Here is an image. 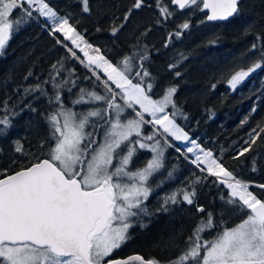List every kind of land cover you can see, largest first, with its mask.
I'll use <instances>...</instances> for the list:
<instances>
[{
  "label": "snow or ice",
  "instance_id": "snow-or-ice-1",
  "mask_svg": "<svg viewBox=\"0 0 264 264\" xmlns=\"http://www.w3.org/2000/svg\"><path fill=\"white\" fill-rule=\"evenodd\" d=\"M171 2L179 9L199 6L197 0ZM200 2L210 12L207 15L209 21L227 20L238 12L239 0ZM144 5L145 0H133L121 23L111 28L112 35L122 31L132 13ZM81 7L83 12H90L89 0H81ZM15 10H20L18 19L11 18ZM159 10L165 18L170 15L163 5ZM34 12L46 18L45 26L54 42L66 48L73 59L88 68L103 84L104 94L81 88L73 105L100 102L101 106L84 112L65 108L59 89L68 86L66 90L71 93L75 81L57 80L63 70L62 62H58L59 68L56 64L51 66L55 76L50 74L43 84H51L54 95L48 102L58 107L46 118L50 135L45 158L38 156L35 162L12 174H8L7 169L0 171V264H161L155 258L146 260L138 254L124 259L110 258L131 238L129 230L135 224L144 227L143 218L153 215L146 205L154 191L150 181L165 167V149L158 136L164 138L168 147L174 146L168 138L190 144L186 151L195 154L191 162L229 190L227 196L221 197L224 203L220 221H216L212 212L201 216L185 241V249L167 264H264V200L253 194L248 183L238 179L213 151L192 139L177 122V116L187 118L174 99L177 87L167 86L161 98L154 99L150 94L153 91V83L149 82L152 75L142 63L147 59L146 55L130 51L121 60L113 62L101 48L85 40L69 22V17L58 15L46 0H0V54L11 38L14 25L19 31L18 26L34 18ZM180 28L188 29L189 24L183 23ZM180 34L179 31L176 33L177 36ZM256 39L260 41L264 37L258 35ZM76 50L83 54L82 57ZM252 50L259 51V59L247 70L231 75L227 82L232 89L252 72L264 67V45L253 43ZM175 67L169 65L170 69ZM175 75L180 76V73ZM30 76L31 71L24 79ZM23 91L26 95H47L40 83ZM118 97L123 104L117 102ZM7 103V100L0 101L5 111ZM169 108L173 111L169 112ZM127 109H132L134 116L131 113L125 116ZM145 114L150 119L146 120ZM100 121L107 125L101 126L102 137L85 131L86 127ZM144 125L152 126L150 134L143 132ZM10 127L9 116L0 117V136L7 135ZM260 132L264 133V128ZM255 142L256 138L247 142L234 159L251 151ZM44 146L43 142L39 145L40 148ZM15 150L20 152L22 148L17 146ZM139 150L149 151L152 155L143 167L133 170L130 165ZM176 151L181 152V149L177 147ZM171 175L169 172L168 176ZM200 181L197 177L193 184ZM258 187L264 189V185ZM178 195L182 196L183 202L193 205L195 187L191 191L180 189L166 195L156 211L166 212L169 204L180 203ZM196 210L205 213L203 206L196 205ZM228 211H238L244 218L227 227L223 214ZM214 230L215 235L205 239L204 233ZM175 241L176 237L171 236L158 243L178 247Z\"/></svg>",
  "mask_w": 264,
  "mask_h": 264
},
{
  "label": "trees",
  "instance_id": "trees-1",
  "mask_svg": "<svg viewBox=\"0 0 264 264\" xmlns=\"http://www.w3.org/2000/svg\"><path fill=\"white\" fill-rule=\"evenodd\" d=\"M46 2L58 14L69 17V22L84 38L101 48L102 53L113 62L121 60L130 51L147 58H159L157 64L151 63L152 80L149 82L157 88L177 87L174 99L187 117L177 116V122L192 139L213 151L238 179L252 183L249 190L264 200V189L258 187L264 185V133L260 132L264 128V67L252 72L235 89L227 82L236 71L247 70L259 59L260 53L252 50V44L264 45V40L256 39L258 35L264 37V0H242L238 12L222 22H209L200 0H197L199 6L191 5L183 10L173 6L171 0H145V5L132 13L127 26L115 36L111 28L121 23L133 0H89L88 13L82 11L81 0ZM160 5L170 13L166 18L159 10ZM20 15V10H15L11 18L18 19ZM45 20L34 12V18L18 26L19 31L14 25L12 36L3 54H0V101H8L7 111L0 106V117L8 115L11 120L7 135L0 136V171L7 169L8 174L35 162L38 156L45 158L50 135L46 118L58 107L48 102V98L54 95L51 84H43L49 80L50 74L55 76L51 67L53 64L59 68L58 62L63 63L58 81H75L71 93L66 90L68 86L59 89L65 107L74 106L72 101L81 88L104 94L103 84L96 80L92 72L73 59L66 48L54 42ZM186 22L189 28L181 29L180 25ZM178 31L181 33L179 36L176 35ZM66 43L70 45V42ZM76 51L82 57L83 54ZM142 63L145 68L148 67L146 60ZM169 65L176 67L170 69ZM29 71L32 76L25 80ZM176 72L180 76H176ZM37 83L43 85L47 95L24 93L25 88ZM117 102L123 104L119 97ZM94 106H101L100 102ZM171 111L173 109L170 108ZM127 112L133 113L131 109H127L125 115ZM144 126L152 132L149 126ZM157 138L165 149V167L160 182L165 180L169 187L177 186V190L191 191L192 187L196 190L193 205L183 203L181 210L167 216L175 222L153 223L139 240L142 253L165 262L169 261L177 247L158 242L171 236H175L177 241L181 236L180 243H175L178 247L184 246L197 221L207 212H212L219 222L224 203L221 197L227 196L229 190L183 156L187 152L185 144L168 138L174 145L168 147L162 137ZM253 138L256 142L251 151L234 159ZM42 142L44 148L39 147ZM17 146L22 151L17 152ZM177 147L181 152L176 151ZM197 177L201 178L200 183L193 184ZM196 205L203 206L205 213L197 212ZM151 217L164 219L165 216L155 211ZM243 218L244 214L238 211L223 214L227 227H232ZM215 231L205 234L211 238ZM164 254L167 256L162 259Z\"/></svg>",
  "mask_w": 264,
  "mask_h": 264
},
{
  "label": "flooded vegetation",
  "instance_id": "flooded-vegetation-1",
  "mask_svg": "<svg viewBox=\"0 0 264 264\" xmlns=\"http://www.w3.org/2000/svg\"><path fill=\"white\" fill-rule=\"evenodd\" d=\"M160 59H152L151 57L150 58H147L146 59V63L145 65L148 66L146 67V69L151 73L152 72V69H151V63L155 62L157 64V62H159ZM163 94V92H162ZM168 111H170V108L168 109ZM105 126V125H103ZM147 130V129H143V132ZM95 132L96 134V137L97 138H100L102 137L103 133L101 131H99V127H97L96 129L91 130V129H86V132ZM149 131L147 130L145 133L147 134ZM196 140V139H195ZM178 142V141H176ZM179 143V142H178ZM152 153H150L149 151H146V150H139V152L137 153V156L139 155H150ZM136 157V156H135ZM134 161V159H133ZM133 164V162H132ZM138 165H142L143 162L142 161H138L137 162ZM135 164V165H137ZM162 171V170H161ZM157 174H155V176L152 178V180L150 181V183L153 181L152 185L154 184V179L156 178ZM161 176V173L158 175V177L160 178ZM162 190H155V187L153 185V188H154V191L152 193V195H150L149 199L146 201V205H147V208L149 210V212L151 213H155L157 207H159V205L162 203V200L163 198L168 195V194H171L173 192H177V186H167L166 184V181H162L159 185ZM177 199L180 201V203H177V204H169L167 207H168V211L166 212H158V213H161L162 216H165L163 217L164 219H153L151 216H147V217H144L143 218V224L145 225L144 227H141L140 224H135L130 230H129V233H130V236L131 238L125 243L123 244L119 249L115 250L113 253H112V256L110 257L111 259H124V258H127L129 256H132V255H141L143 256L146 260L149 259V258H155L157 260H159L161 262V264H167L168 261H163V260H160L158 259L156 256L154 257H148L147 255H145L144 253H142L140 251V247H139V240L140 238H142L145 234H147L146 232L150 230L151 228V225L153 223H165V222H168V221H174L173 219H169L167 216L168 215H171V214H175L176 212H178L179 210L182 209V204H187L185 202L182 201V196H177ZM157 212V211H156ZM177 221V219H176ZM180 240H181V236L178 237L177 241L178 243H180ZM176 241V243H177ZM178 245V244H177ZM186 247V244H184V246L182 247H177L176 249H174L172 255H170V259H174L176 258ZM167 255H163L161 256L162 259H165ZM169 256V255H168Z\"/></svg>",
  "mask_w": 264,
  "mask_h": 264
},
{
  "label": "rangeland",
  "instance_id": "rangeland-1",
  "mask_svg": "<svg viewBox=\"0 0 264 264\" xmlns=\"http://www.w3.org/2000/svg\"><path fill=\"white\" fill-rule=\"evenodd\" d=\"M56 11V10H55ZM58 15H60V14H58ZM60 16H62V15H60ZM86 40V39H85ZM87 41V40H86ZM89 42V41H88ZM90 43V42H89ZM93 45V44H92ZM94 46V45H93ZM94 47H96V46H94ZM92 54H95V53H92ZM110 59V58H109ZM146 79V81H148L147 79L148 78H145ZM163 89L164 88H157V86L156 85H154L153 84V91H152V93H150L152 96H153V98L154 99H159V98H161V96H162V92H163ZM78 98V96L75 98V99H77ZM74 99V100H75ZM122 100V99H121ZM123 101V100H122ZM95 103L96 102H92V103H87V104H82V105H74V106H71V107H65V108H71L74 112H84V111H86V110H88V109H90V108H96V106H94L95 105ZM94 104V105H93ZM98 107H100V106H98ZM136 109L137 110H139L138 109V106H136ZM132 110V109H131ZM133 111V110H132ZM130 112H127V114L125 115V116H128V114H129ZM133 116H134V113H131ZM129 118H131V117H129ZM97 118H90V120H93V121H95ZM145 119L147 120V119H150V117H148L147 116V114H145ZM102 125H104V122L103 121H100V123L99 124H97V125H95V126H93V125H89L88 127H86V129H91V130H94V129H96L97 127H99V131H101V126ZM107 125H105V127H106ZM147 126H149L150 127V129H152V126L151 125H147ZM145 128V126L143 127V129ZM86 129H85V131H86ZM153 130V129H152ZM147 130H145L144 131V133L146 132ZM149 132L147 133V134H150L151 133V131L150 130H148ZM88 132V131H87ZM92 132V131H91ZM102 132V131H101ZM146 134V133H145ZM163 138V137H162ZM164 139V138H163ZM180 144H185V148L187 149V147H190L191 145L190 144H187V142H180V141H178ZM148 143H153V141H149ZM162 144V143H161ZM163 145V144H162ZM139 152V151H138ZM151 155L152 154H150V155H136V157H134V161H133V164H131L130 165V168L131 169H136V168H140V167H143L144 165H145V163H146V160L147 159H150L151 158ZM184 155H185V157H186V159L191 163V164H193L191 161H192V159H194V156H195V154L194 153H187V152H184ZM183 155V156H184ZM138 161H142L143 162V164L140 166V165H138L137 164V162ZM135 164H137V165H135ZM194 165V164H193ZM195 166V165H194ZM196 167V166H195ZM162 171H160L159 173H157V176H156V178L154 179V186H156V185H160V178L158 177V175L161 173ZM151 183H153V181L151 182ZM166 184H167V186H168V182H166ZM249 184H252V183H249ZM155 190H162V188L159 186V187H155ZM233 215H235L234 213H233ZM239 223V222H238ZM237 224V223H236ZM204 237H205V239H209L207 236H206V234L204 233Z\"/></svg>",
  "mask_w": 264,
  "mask_h": 264
},
{
  "label": "water",
  "instance_id": "water-1",
  "mask_svg": "<svg viewBox=\"0 0 264 264\" xmlns=\"http://www.w3.org/2000/svg\"><path fill=\"white\" fill-rule=\"evenodd\" d=\"M242 0H239V4H240V2H241ZM173 4V3H172ZM239 4H238V9H239ZM173 6H175V7H177L178 8V10H183V9H179V7L177 6V5H175V4H173ZM202 10L203 11H205L206 13H207V15H209L210 14V12H209V10H207V9H204L203 8V5H202ZM235 15V14H234ZM231 18V17H230ZM229 19V18H228ZM227 19V20H228ZM209 21V20H208ZM223 21H226V20H223ZM209 22H222L221 20H216V21H209ZM12 36V35H11ZM19 171V170H18ZM12 174V173H11ZM133 256V255H132ZM130 257V256H129Z\"/></svg>",
  "mask_w": 264,
  "mask_h": 264
}]
</instances>
